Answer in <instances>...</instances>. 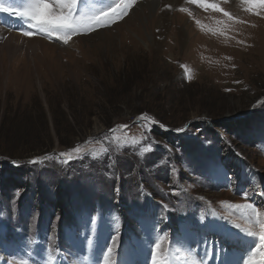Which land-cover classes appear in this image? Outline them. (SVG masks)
I'll use <instances>...</instances> for the list:
<instances>
[{"label":"rangeland","instance_id":"obj_1","mask_svg":"<svg viewBox=\"0 0 264 264\" xmlns=\"http://www.w3.org/2000/svg\"><path fill=\"white\" fill-rule=\"evenodd\" d=\"M145 1L96 31L113 37L97 52L92 32L70 48L36 35L52 48L0 55V264H103L113 234L116 264H150L155 241L179 263L247 258L254 241L233 226L246 222L230 205L264 206V36L188 0L177 9L187 21L170 24L159 46L148 17L113 29ZM111 2L83 0L80 8ZM5 26L29 38L27 22L0 13ZM101 213L99 229L89 226ZM203 237L213 244L207 258Z\"/></svg>","mask_w":264,"mask_h":264},{"label":"snow or ice","instance_id":"obj_2","mask_svg":"<svg viewBox=\"0 0 264 264\" xmlns=\"http://www.w3.org/2000/svg\"><path fill=\"white\" fill-rule=\"evenodd\" d=\"M82 2L83 0H23L22 3H13V0H8V3H5V0H0V13H6L9 16L17 17L20 21L27 22L29 30L22 31V35L25 37L31 38L36 35H42L46 36L50 41L55 39L68 44L75 36L88 35L102 28L111 27L118 19H123L128 15L130 9L136 5L137 0H112L106 8L91 13L80 8ZM240 2L245 6V11L257 16L264 14V0H240ZM188 3L195 4L205 10L220 12L228 20L234 19L232 13L220 6L221 3H228V0H188ZM168 7L171 8V5ZM179 10L181 12L187 11L185 8H180ZM239 22L243 23V21ZM196 23L199 24L200 22L196 21ZM216 23L223 24L224 22L218 20ZM152 123L156 124L159 122L153 120ZM119 127L127 128L128 125H120ZM160 127L164 128L165 126L160 124ZM183 130L180 129L178 131ZM112 131H115V129ZM72 151L80 153V148L76 147ZM59 155L64 158L69 153L61 152ZM32 163L37 164L39 161L33 160ZM224 179L227 181L223 185L224 188L231 189L234 187L230 176L225 174ZM116 191L118 192L119 190L116 189ZM240 195L245 200L250 199L248 192H242ZM260 195L264 196V191H261ZM230 207L242 210L241 216L246 223L243 225L234 223L233 226L245 236L251 237L254 243L247 251L246 259L244 255L239 259H230L226 250L222 248L221 251L226 254L221 259L220 264H264V206L246 203L230 205ZM163 208L167 210V205H163ZM54 219L59 220V217L57 216ZM103 221L104 216L102 213L99 224L91 215L88 217L89 226L97 230L103 224ZM117 238L116 234L109 237L110 244L105 246L102 254L103 264H116L114 256L117 248ZM173 240L175 241V237H173ZM214 243L219 242L216 241ZM201 245L204 247V256L207 258L210 250L213 249V244H209L208 239L203 237ZM257 256L260 257L259 261L255 259ZM212 258L213 260L215 259L214 256ZM14 259L15 264H31L29 259ZM48 260H52L51 253H49ZM4 264H9V261L5 260ZM150 264H173V257L164 253L159 241L153 242L151 246ZM193 264H197V262L193 261ZM199 264H203V261H200Z\"/></svg>","mask_w":264,"mask_h":264},{"label":"bare ground","instance_id":"obj_3","mask_svg":"<svg viewBox=\"0 0 264 264\" xmlns=\"http://www.w3.org/2000/svg\"><path fill=\"white\" fill-rule=\"evenodd\" d=\"M144 5H146V9H148V12H147L148 16L145 15L146 12L145 11L143 12V10L141 12H138L142 9ZM169 5H171L172 12L170 11V8L168 7ZM227 5H228V8L231 10L230 13H232L234 17L233 20L235 22L240 23L239 21H243L242 24L248 25V27H254L258 35L260 34V36H264V14H262L261 16L260 15L252 16L251 12L245 11V6L241 4L240 0H228ZM181 6H183V0L145 1L144 4L138 5L122 23L118 25L116 24V26H114L113 29L119 26L121 27L122 25L127 23L129 20H131L133 16H136L138 19L148 17L149 22H148L147 29H149L152 25L154 28V34L152 36V40H153L152 43L153 45L159 46L162 43L158 42L157 39L159 37L166 36V33L169 31L170 24L173 26V28L178 29V27H180L182 22L187 21L186 18L184 19L182 18V16H179L177 14V9ZM137 28H138L137 30L140 31L141 25L139 24ZM110 30H104V31L102 30V31H99V32H96L90 35V37L92 36L99 37V42L97 43V45L92 46V49L90 48L91 52H97L99 51L100 48H103V46L108 45L107 43L111 44V42H113L112 36H104L105 35L104 33ZM179 32L181 33L182 31H179ZM38 38L35 36L31 38H23L19 36L18 34H15L11 29H8L6 26L2 27L0 28V46H1L0 55L3 54L5 51H7L10 57L14 58L17 54H19L18 50L20 46H25L28 48L27 54L29 55V57H32L33 55H38L40 52L52 48L51 46H46L45 41L40 40ZM124 38L125 39L129 38V34L126 33ZM79 39H84V38H77L73 40L72 43L71 44L69 43L67 47L69 48L72 47L76 43V41ZM125 39H123V44H124V41H126ZM263 41L264 40H262V42ZM225 235L235 236L233 232L232 233L225 232ZM242 239L245 240V238L243 237ZM236 254L237 252H235L234 254H229L228 256L230 259H239L240 256H237ZM173 264H186V263H179L173 260Z\"/></svg>","mask_w":264,"mask_h":264},{"label":"trees","instance_id":"obj_4","mask_svg":"<svg viewBox=\"0 0 264 264\" xmlns=\"http://www.w3.org/2000/svg\"><path fill=\"white\" fill-rule=\"evenodd\" d=\"M237 126H238V130H241L242 131V128L244 127V124H233V125L231 124L228 128H230L229 130L232 131V130L236 129ZM58 208H59V206H58Z\"/></svg>","mask_w":264,"mask_h":264}]
</instances>
